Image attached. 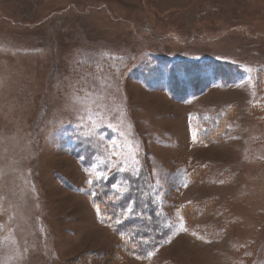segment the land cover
I'll return each instance as SVG.
<instances>
[{"label": "rangeland", "instance_id": "374dc122", "mask_svg": "<svg viewBox=\"0 0 264 264\" xmlns=\"http://www.w3.org/2000/svg\"><path fill=\"white\" fill-rule=\"evenodd\" d=\"M142 165L118 257L88 190ZM0 264H264V0H0Z\"/></svg>", "mask_w": 264, "mask_h": 264}, {"label": "trees", "instance_id": "16d2710c", "mask_svg": "<svg viewBox=\"0 0 264 264\" xmlns=\"http://www.w3.org/2000/svg\"><path fill=\"white\" fill-rule=\"evenodd\" d=\"M193 70L194 69L191 67L187 69L188 72H193ZM140 76L147 84L157 81L154 67L150 65L143 70ZM170 77H174L175 79V75L172 76L171 74ZM167 82H170V78ZM173 82L175 85L179 83L176 81ZM219 118V116L215 118L212 122V126H217V119ZM126 178H129L127 180L130 182L134 181V184L139 182L141 186L142 184L146 185L144 186V189H146L144 194H139L140 199H138L137 196H133L130 191L127 194L123 192L122 195L113 193L111 190L109 193L108 191L104 192L105 190L98 191L99 187L113 189L110 187V179L102 181V183L95 181L89 187L88 194L91 195L94 203L98 206L101 222L118 234L124 233L127 238L128 242H122V247L120 246L121 251H119L120 248L115 250L117 256L120 257L118 254L124 252L140 258H146L153 252L157 245H161L165 241H168L171 229L170 226H164L163 230L162 228H157L158 221L162 220L165 222L166 217L165 214L161 212L159 202H153L152 200L151 190L149 189L150 186L147 181L150 177L149 175L147 176L146 165H142L141 168L135 172V176L133 177H131V174L129 176L128 172ZM134 189L135 192L138 193L139 187L135 186ZM115 191L122 192L120 190ZM109 196L121 198L113 202L109 199ZM140 204L143 205L142 210ZM190 214H192V212ZM145 217H147V220Z\"/></svg>", "mask_w": 264, "mask_h": 264}]
</instances>
